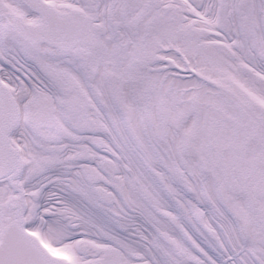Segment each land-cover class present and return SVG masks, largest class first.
<instances>
[{
    "label": "snow or ice",
    "instance_id": "1",
    "mask_svg": "<svg viewBox=\"0 0 264 264\" xmlns=\"http://www.w3.org/2000/svg\"><path fill=\"white\" fill-rule=\"evenodd\" d=\"M0 264H264V0H0Z\"/></svg>",
    "mask_w": 264,
    "mask_h": 264
}]
</instances>
